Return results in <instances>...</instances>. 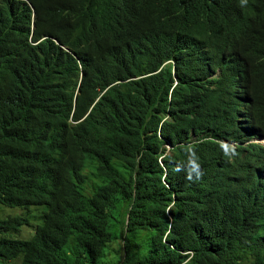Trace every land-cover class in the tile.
I'll use <instances>...</instances> for the list:
<instances>
[{
  "label": "trees",
  "instance_id": "16d2710c",
  "mask_svg": "<svg viewBox=\"0 0 264 264\" xmlns=\"http://www.w3.org/2000/svg\"><path fill=\"white\" fill-rule=\"evenodd\" d=\"M261 139L264 0H0V264H264Z\"/></svg>",
  "mask_w": 264,
  "mask_h": 264
},
{
  "label": "rangeland",
  "instance_id": "374dc122",
  "mask_svg": "<svg viewBox=\"0 0 264 264\" xmlns=\"http://www.w3.org/2000/svg\"><path fill=\"white\" fill-rule=\"evenodd\" d=\"M259 142L264 143V140H261ZM46 209H47L46 205H41L39 207L32 208L30 215L31 225L23 226L22 230L19 232H15L14 235L19 238H30L35 231V226L43 222V218H44L43 213L44 210ZM23 213H25V211L22 210V208L20 207H10L0 204V217H8L11 215H22ZM125 217L126 216L123 214L120 217V220L123 221ZM118 235H119V240L117 241V243H114L113 245L110 246V251L107 254L108 260L110 262H117L120 254V252H118L117 254V250H118V246L122 244L123 229L121 226L118 227Z\"/></svg>",
  "mask_w": 264,
  "mask_h": 264
},
{
  "label": "clouds",
  "instance_id": "9594fccd",
  "mask_svg": "<svg viewBox=\"0 0 264 264\" xmlns=\"http://www.w3.org/2000/svg\"><path fill=\"white\" fill-rule=\"evenodd\" d=\"M261 140H264V139H261ZM261 140H257L256 142H259ZM259 143H262V142H259ZM171 148V146L169 145V149ZM197 175H199V173H197Z\"/></svg>",
  "mask_w": 264,
  "mask_h": 264
}]
</instances>
